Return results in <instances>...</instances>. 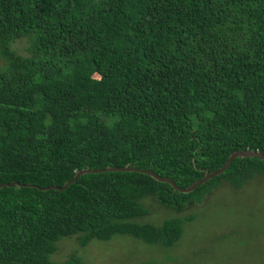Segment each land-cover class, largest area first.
Returning <instances> with one entry per match:
<instances>
[{
  "label": "trees",
  "instance_id": "obj_1",
  "mask_svg": "<svg viewBox=\"0 0 264 264\" xmlns=\"http://www.w3.org/2000/svg\"><path fill=\"white\" fill-rule=\"evenodd\" d=\"M27 43L25 54L13 49ZM0 264L52 259L58 243L131 235L174 246L181 219L135 220L142 200L183 211L264 162V0H0ZM59 188V189H56Z\"/></svg>",
  "mask_w": 264,
  "mask_h": 264
},
{
  "label": "rangeland",
  "instance_id": "obj_2",
  "mask_svg": "<svg viewBox=\"0 0 264 264\" xmlns=\"http://www.w3.org/2000/svg\"><path fill=\"white\" fill-rule=\"evenodd\" d=\"M27 43L13 49L25 54ZM5 62L0 58V69ZM148 213L135 221L162 225L181 219L183 232L172 247L150 244L131 235L109 241L94 239L80 247L77 239L64 238L52 259L66 261L72 254L83 264H264V177L254 175L240 189L222 181L202 202L183 211L169 209L151 197L142 200Z\"/></svg>",
  "mask_w": 264,
  "mask_h": 264
},
{
  "label": "water",
  "instance_id": "obj_3",
  "mask_svg": "<svg viewBox=\"0 0 264 264\" xmlns=\"http://www.w3.org/2000/svg\"><path fill=\"white\" fill-rule=\"evenodd\" d=\"M237 158H258L264 162V152L249 151V150H247V151H236L229 156L227 162L221 168H219L218 170L213 171V172L207 171L205 176L202 179L198 180L197 182H195L194 184H192L191 186L186 187V188L178 186L176 184V182L173 181L172 179H169L167 177H161L153 171L126 166L124 168L110 167V168H107L104 170H91V169L81 170V171L77 172L75 177L71 181L67 182L63 186V188H60V190H62V191L66 190L71 184L75 183L80 176L85 175V174L106 172V171H136L139 173H144V174L150 175L159 182L169 183L176 191H179L181 193H191L194 190H196L198 187H200L201 185H204L207 182H209V181L213 180L214 178L223 174L229 168V166L234 162V160ZM16 184L20 185L17 182H14L12 184L0 185V188L4 187V186H10L11 187V186L16 185ZM56 189H59V188H56Z\"/></svg>",
  "mask_w": 264,
  "mask_h": 264
}]
</instances>
